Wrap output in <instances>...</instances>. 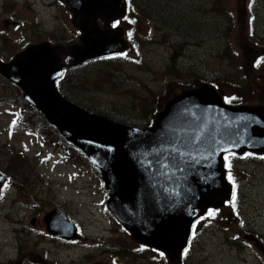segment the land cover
<instances>
[{
	"label": "rangeland",
	"instance_id": "rangeland-1",
	"mask_svg": "<svg viewBox=\"0 0 264 264\" xmlns=\"http://www.w3.org/2000/svg\"><path fill=\"white\" fill-rule=\"evenodd\" d=\"M217 2L147 0V7H139L138 15L143 36L136 34L124 60L85 70L87 79L83 74L71 76L63 90L81 104L88 102L128 118L129 125L143 120L141 101L148 104L152 98L158 111L183 89L201 82H215L225 100L234 97L243 100L240 105L264 109V0H255L252 6L248 0H221L231 18ZM132 18L127 13L118 25L129 40L128 27L134 33ZM78 23L59 0H0V60L10 61L25 46L11 43L6 30L15 34L24 30L32 40L41 36L28 45L47 41L54 47L73 41L68 47L79 53L83 44ZM14 25L20 28L13 31ZM97 25L108 31L100 19ZM63 56L58 53L59 62ZM18 90L0 76V102L23 101ZM9 109L0 105V167L9 174L10 182L14 180L0 203V264L20 260L19 264H142L144 255L156 258L155 264H169L151 249L117 258L102 251L107 246L132 249L137 244L129 242L128 233L105 210L107 198L97 171L73 152L64 160L65 148L61 144L55 147L47 130L45 137L40 130L33 131L37 128L34 123L40 122L30 108L26 111L32 122L22 120L11 133ZM248 160L238 162L239 169H235L240 183L238 205L245 221L231 219L233 205L214 210L215 215L200 224L198 238L183 256L184 264H264L259 249L264 246V160L244 162ZM53 209H60L80 227V238L66 244L46 233L45 214Z\"/></svg>",
	"mask_w": 264,
	"mask_h": 264
},
{
	"label": "water",
	"instance_id": "water-1",
	"mask_svg": "<svg viewBox=\"0 0 264 264\" xmlns=\"http://www.w3.org/2000/svg\"><path fill=\"white\" fill-rule=\"evenodd\" d=\"M61 1L79 18L83 33L79 53L72 47L41 44L25 49L11 63L0 62V74L20 87L67 143L79 148L100 171L108 195L106 207L128 230L131 240L163 251L170 264H181L180 252L193 221L207 208L229 200L221 153L237 149L242 154V148L251 149V144L264 147V112L252 106H227L207 84L168 101L153 127L146 130L115 123L69 103L55 88L61 74L58 53L81 63L122 51L125 44L120 29L99 30L97 20L108 27L109 21L124 15L126 2ZM152 141L159 143L151 147ZM261 149L255 151L264 152ZM215 154L217 167L205 166L212 165ZM149 221L152 227L146 229ZM45 222L47 232L55 237L78 238L74 225L57 210L46 214Z\"/></svg>",
	"mask_w": 264,
	"mask_h": 264
},
{
	"label": "trees",
	"instance_id": "trees-1",
	"mask_svg": "<svg viewBox=\"0 0 264 264\" xmlns=\"http://www.w3.org/2000/svg\"><path fill=\"white\" fill-rule=\"evenodd\" d=\"M128 1H129L130 7L132 8V6H133L135 8V10L138 12V14H139V7H141V6L147 7L145 5L147 0H136L137 4L135 3V0H128ZM135 17H136V21H137L139 17L136 16V15H135ZM104 61L107 62L106 60H98V61L96 60L95 62H93L95 66H92V67L88 64V62H86L82 66L87 65L88 67H90L88 69H102V68H98L96 66H104V63H103ZM80 67L81 66H75L74 68H69L66 71V73L64 74V76H62L61 80L59 79L60 81H58V84L64 83L71 76H77V75L80 76L82 74H83V78L87 79L88 75L85 72L84 68H83L82 71H78L77 72V69L80 68ZM111 72L113 73V71H111ZM227 80L229 81V79H227ZM95 82H97V79L95 80ZM103 82L111 83L110 81H103ZM246 87H247V85L241 87V90L244 91L246 89ZM18 91H20V90H18ZM58 91L62 95V97H64L65 99L73 102L77 106H79V107H81V108H83V109H85V110H87V111H89L91 113H95V114L104 116V117L109 118V119H111V120H113L115 122H118V123L129 125V124H127V122H125V121L128 120V118H126L127 119L126 120L124 117L119 116L117 113L109 111V110H99V109H97V107L95 108V106L93 107V105L88 104V102H84V103L81 104V103L71 99L70 91L68 92V90H62L59 87ZM110 91H113V90L111 89ZM144 91L146 92L147 90H144ZM150 95H152V94H150ZM233 102L234 103H243V100H235V99H233ZM30 109L32 110L33 108L30 107ZM140 109L142 110V119L143 120L141 121V123L139 125L138 124H132L131 126H139V127H148V126H150L152 124V121H153L151 115L153 116L154 113L157 111V108L154 106L153 99L151 98L150 100H148V104H145V101H141L140 102ZM26 110H28V108H26ZM35 112H36L37 116H40V118H39L40 124L41 125H45V126H49L46 122H44L43 115L41 113L37 112V111H35ZM28 118H30V116ZM51 129H52V132H49V133L51 135H53L52 144H55V145H60V144L66 145L65 142L59 136L57 130L54 129V127H52V126H51ZM197 232H198L197 229L194 232H192V237L193 238L197 237L196 234H195ZM193 238H191V240ZM129 242L130 243H134L131 240ZM120 246H123V245H120ZM118 247L119 246H117V248H113L111 246H107V247H103L102 251H110L111 256H113L115 258H117L119 256V254H121V256H125V255L130 256L131 254H134V253L137 254V252L139 250H141L140 255L143 254V253H147V251H146L147 249H143L144 247H140L139 245H137L135 248H132V249H129L128 246H123V249H119ZM152 251L157 254L156 257L158 259L163 258L164 261L167 263V260H166V258H165V256L163 254H161L160 252H157L156 250H152ZM142 258L146 260V262H143L142 264H155L156 261H157L156 258H153L152 256L144 255V256H142ZM182 264H184V262Z\"/></svg>",
	"mask_w": 264,
	"mask_h": 264
},
{
	"label": "bare ground",
	"instance_id": "bare-ground-1",
	"mask_svg": "<svg viewBox=\"0 0 264 264\" xmlns=\"http://www.w3.org/2000/svg\"><path fill=\"white\" fill-rule=\"evenodd\" d=\"M36 34H37V33H36ZM28 35H29V34H26V35H25V39L23 38V41H22L23 44L26 43V42H25V41H26V38H27V37H30V36H28ZM47 36H48V35H47ZM38 37H41V36H35V38H38ZM30 38L33 39L32 37H30ZM36 40H39V38L36 39ZM25 45H26V44H25ZM39 45H40V44H39ZM34 46L37 47L38 44H37V45H33V47H34ZM5 48H6V47H5ZM15 56H16V55H15ZM15 56H14V57H15ZM32 59H33V58H32ZM21 94L23 95V93H21ZM30 95H31V98L34 99L33 94L31 93ZM23 102H24V101H22V103H23ZM17 105H19V104H17ZM42 105H44V104H42ZM48 108H50V111H53V110H52L53 107L48 106ZM263 112H264V111H263ZM56 113H57V112L55 111V114H56ZM49 114H51V113L49 112L48 115H49ZM52 117H53V116H52ZM256 126H257V125H256ZM256 128H257V127H256ZM220 135H221V134H219V136H220ZM157 143H159V142H158V141H156V142H155V141H152V145H151V147H152V146H155V144H157ZM209 148H210V150H212V151L214 150V149H212V147H209ZM210 150H209V151H210ZM215 150H216V149H215ZM209 153H211V152H208V153H206V154H209ZM195 160H196V159H195ZM212 161H214V158H213ZM89 164H90L91 166H93V164H92L90 161H89ZM197 164H198V163H197ZM212 164H213V163H212ZM205 166H207V167L210 168L211 165H210V164H206ZM192 167H193V166H192ZM2 176H4V175L2 174ZM198 204H199V203H198ZM193 210H194V213H195L196 208L194 207ZM48 213H49V212H47L46 214H48ZM183 213H184V212H182L181 214H183ZM46 214H45V217H46ZM187 214H188V213H187ZM191 215H193V214L191 213ZM191 215H190V216H191ZM189 219H190V217H189ZM43 222H44V221H43ZM151 227H152V226H151V223H150V221H149V222L147 223L146 229H149V228H151ZM155 240H156V239H155ZM182 258H183V257H182ZM182 261H183V260H182Z\"/></svg>",
	"mask_w": 264,
	"mask_h": 264
},
{
	"label": "snow or ice",
	"instance_id": "snow-or-ice-1",
	"mask_svg": "<svg viewBox=\"0 0 264 264\" xmlns=\"http://www.w3.org/2000/svg\"><path fill=\"white\" fill-rule=\"evenodd\" d=\"M132 23H134V21H132ZM113 27H116V24L113 25ZM129 35V38H131V33L128 34ZM232 99H235L234 97ZM13 124H15V121H13ZM233 155V153L229 152L228 155H226L224 157L225 159V162H226V167L227 168H231V162H230V157ZM246 155H249V154H246ZM262 159H264V157H261ZM232 177H231V174L229 173V180H231ZM232 197H233V207H235V199H236V192H235V185H233V194H232ZM208 215L211 217V216H214L215 215V212H213L212 210H209L208 212ZM187 251V249L185 250Z\"/></svg>",
	"mask_w": 264,
	"mask_h": 264
},
{
	"label": "flooded vegetation",
	"instance_id": "flooded-vegetation-1",
	"mask_svg": "<svg viewBox=\"0 0 264 264\" xmlns=\"http://www.w3.org/2000/svg\"><path fill=\"white\" fill-rule=\"evenodd\" d=\"M28 36H29V35H28ZM28 38H30V37H27V38H26V41H25L26 43H25V44H30V43H32L34 40L38 39V38H34V40H32V39L30 38V40H28ZM24 39H25V37H24ZM22 41H23V40H22ZM32 45H37V44H32ZM3 175H4V174H3ZM229 206H232V205L229 204ZM37 226H41V224L38 223ZM15 230H16V229H15ZM56 240H57V239H56ZM17 248H18L19 250L22 249L20 245H18ZM259 249L264 253V246H259ZM20 256H21V253L18 252V256H17V258H20ZM20 261H22V260H20ZM20 261H18V262H20ZM18 262H15V263H8V262H6V263H3V264H17ZM18 264H19V263H18Z\"/></svg>",
	"mask_w": 264,
	"mask_h": 264
}]
</instances>
